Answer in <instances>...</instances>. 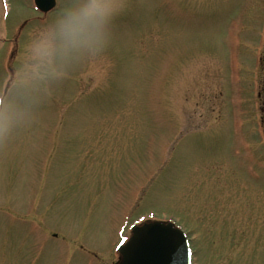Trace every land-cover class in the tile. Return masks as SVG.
<instances>
[{"label": "rangeland", "instance_id": "rangeland-1", "mask_svg": "<svg viewBox=\"0 0 264 264\" xmlns=\"http://www.w3.org/2000/svg\"><path fill=\"white\" fill-rule=\"evenodd\" d=\"M56 2L0 0V264H116L150 219L264 264V0H114L92 47Z\"/></svg>", "mask_w": 264, "mask_h": 264}, {"label": "water", "instance_id": "water-1", "mask_svg": "<svg viewBox=\"0 0 264 264\" xmlns=\"http://www.w3.org/2000/svg\"><path fill=\"white\" fill-rule=\"evenodd\" d=\"M35 5L46 13L56 7V0H35ZM150 224L166 225L167 231H141ZM131 232L129 240L117 249L118 264H191L189 240L172 222L149 221L133 226Z\"/></svg>", "mask_w": 264, "mask_h": 264}, {"label": "clouds", "instance_id": "clouds-1", "mask_svg": "<svg viewBox=\"0 0 264 264\" xmlns=\"http://www.w3.org/2000/svg\"><path fill=\"white\" fill-rule=\"evenodd\" d=\"M121 9L114 0H84L59 21V31L72 46L92 47L106 40V29Z\"/></svg>", "mask_w": 264, "mask_h": 264}, {"label": "snow or ice", "instance_id": "snow-or-ice-1", "mask_svg": "<svg viewBox=\"0 0 264 264\" xmlns=\"http://www.w3.org/2000/svg\"><path fill=\"white\" fill-rule=\"evenodd\" d=\"M143 218V217H142ZM159 231V232H166L167 231V226L163 224H150V225H145V228L142 229L141 231ZM128 237H122L120 243L123 244L125 240H127ZM135 239V238H133Z\"/></svg>", "mask_w": 264, "mask_h": 264}]
</instances>
